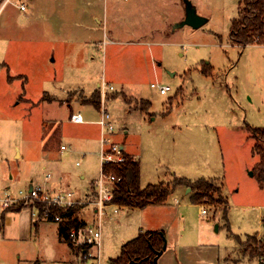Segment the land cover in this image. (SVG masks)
<instances>
[{
	"label": "rangeland",
	"instance_id": "1",
	"mask_svg": "<svg viewBox=\"0 0 264 264\" xmlns=\"http://www.w3.org/2000/svg\"><path fill=\"white\" fill-rule=\"evenodd\" d=\"M38 1L0 0V222L15 216L6 212L10 208L32 209L19 199L32 184L50 189L62 181L80 196L90 191L81 198L92 200V180L101 176L102 131L75 125L70 115L81 112L88 123L100 119L102 93L99 110L84 100L106 81L114 87L104 100L112 139L138 156L141 187L172 186L166 203L178 200L188 228L214 239L222 264H264V258L245 257L239 242L264 234V190L250 175L259 160L252 129L264 127V44L232 40L239 0H189L208 19L198 29L179 26L185 0ZM55 31L65 38L53 37ZM152 84L171 90L162 94ZM142 100L151 103L148 111L140 108ZM175 178L216 181L227 207L214 204L211 223L200 215L202 205L190 201L192 188H173ZM78 207L81 219L89 207ZM107 212L100 264L121 254L131 224L124 217L118 224L113 209ZM33 252L31 244L5 240L0 232V264H16Z\"/></svg>",
	"mask_w": 264,
	"mask_h": 264
},
{
	"label": "trees",
	"instance_id": "2",
	"mask_svg": "<svg viewBox=\"0 0 264 264\" xmlns=\"http://www.w3.org/2000/svg\"><path fill=\"white\" fill-rule=\"evenodd\" d=\"M230 36L234 43L240 45L264 44V0H239V16L234 20ZM126 99V96H125ZM85 104L93 105L97 110L101 107V92L96 89L90 99L84 100ZM151 103L142 100L140 108L148 111ZM255 139L254 153L259 160L253 169L259 187L264 190V127L253 128ZM128 160L122 165L108 166L107 173H113L122 177V181L117 186L114 193L113 202L121 207L143 209L149 205H163L168 200L172 186L165 183L150 184L145 188L141 187V165L138 159L127 154ZM216 181L200 179L195 182L187 179H175L173 188L177 186L190 187L193 190L191 200L197 205H214L228 202L222 198L221 187L216 185ZM220 195L219 201L215 197ZM36 223L43 219L44 210L47 206L37 204ZM23 206L10 208L6 212H20ZM79 207L62 209L51 206L49 208V221H53L54 215H60L63 222L59 224V234L61 239L70 242V233L73 229H79L86 223L78 216ZM227 209H225L226 215ZM4 223V216L0 229ZM241 250L245 257L251 259L264 258V234L249 236L246 241L239 239ZM165 232L151 231L140 233L135 239L123 245L120 256L111 260V264H155V258L160 252L165 251ZM88 249V247H87ZM160 257V256H159ZM159 259V258H158Z\"/></svg>",
	"mask_w": 264,
	"mask_h": 264
},
{
	"label": "crops",
	"instance_id": "3",
	"mask_svg": "<svg viewBox=\"0 0 264 264\" xmlns=\"http://www.w3.org/2000/svg\"><path fill=\"white\" fill-rule=\"evenodd\" d=\"M31 1L34 2L35 6L39 4L38 0H31ZM43 17H45L44 14ZM95 19L99 21L98 18ZM56 24L58 23L57 22L51 23L53 29L56 28ZM52 36L55 38L64 37L63 35L59 34L58 31L53 32ZM99 85L100 84H98V88ZM71 115H70V121H71ZM90 120L94 121V123L75 124V125L85 126V128L86 126L89 128H91V126L93 125L97 126L99 135H101L100 132L101 128L98 124L95 123L99 119L98 120L90 119ZM99 139L100 137H98L96 140L99 141ZM122 147L126 152V154L134 157L135 159L138 158V156H136L135 154H131L130 152L127 153L125 146ZM17 150L19 151L21 158L20 148L17 147ZM81 178L85 179V175H82ZM16 179H17L16 176L10 175V180H16ZM175 179H179V178H175ZM61 182L62 181L55 183L54 186H52V188L53 189H60V188L63 189V187L64 189L69 188L60 185ZM93 183L94 180H92L91 187L93 186ZM178 187H181L183 189L188 188L186 193H188L190 190L189 187L183 185ZM176 188L177 187H175V189ZM87 194L83 196H86ZM188 197L192 202L191 194H189ZM26 210H28L29 213H26L25 212ZM121 210L124 211V214H122V216L120 215ZM85 211L86 212H84L85 214L81 219H83L86 225H90L89 216H91L90 220L92 219V217L95 218V216L91 208H87L85 209ZM201 211H202V206L200 207V215L202 217H206L201 214ZM12 213L15 216L5 217V222L3 223L0 229V232L3 234V238L5 240H10V241L29 243L31 244L34 250L33 255L31 257H29L27 254H23L22 255L23 257L21 256L17 259L16 264H100L101 254H102V240H101V246L99 252H97L96 250L94 251V254L97 256V261H95V259H85L82 257L81 252L75 246H73L71 242H67L65 241V239H61L59 234L58 223H54L52 221H48L44 219L36 223V220L34 221V216L37 219V215H34V213H32V209L30 208H25L22 209V211L20 212H12ZM113 214L117 215V218L113 221H115L118 224H121V221L119 220L120 217H124L127 220H131L130 226L126 227L127 239H124L122 241L123 243L121 246L135 239L140 233L151 232V231L165 232L166 249L159 257L157 264H222L221 262L222 253L220 246L217 243H212L214 239L209 237L203 230L201 229L194 230L192 228H188V223L186 221V214L182 212L181 205L178 200H175L173 204L167 202L163 205H149L143 209L121 207L117 213L113 211ZM214 218L215 216L212 215L209 217L210 220L208 221L212 223L211 220ZM1 223L2 220L0 224ZM50 225H54V227ZM34 227L39 230V231L37 230L35 236L33 233ZM40 231H43V234H39ZM101 232H102V226H101ZM48 233L54 235V238L52 239L51 237L49 238ZM130 234H132V237L128 236ZM55 238L58 240L59 244L62 245L63 243L67 245L69 247L68 248L69 250L67 251V249H64L62 246L57 248L56 245L53 244L55 242L54 241ZM44 239L46 242L51 243L50 246H47L46 244L44 246H41L42 243H44ZM73 251L76 253V255H74ZM109 263L111 262L109 261Z\"/></svg>",
	"mask_w": 264,
	"mask_h": 264
},
{
	"label": "built area",
	"instance_id": "4",
	"mask_svg": "<svg viewBox=\"0 0 264 264\" xmlns=\"http://www.w3.org/2000/svg\"><path fill=\"white\" fill-rule=\"evenodd\" d=\"M7 1L9 0H5V2ZM20 8L25 10L26 4L22 3ZM152 87L159 89L162 94H166L171 90L169 86L152 84ZM99 89L102 93L103 105L101 117L95 123L100 126L102 131V147L100 152L101 176L93 183L91 195L92 200L89 202H86V200L82 201V198L78 196V194L69 189H44L41 186H35L33 184L30 186L27 194L19 198L23 200L25 199L26 204L28 202L32 203V212L34 215H37V204L47 206V208L44 210L43 219L48 221L50 214L49 208L51 206L69 209L71 207L85 205L91 208L94 216L99 221L98 225H85L79 229H73L70 233V242L81 252L83 258L95 259V261H97V256L94 254V251L96 250L99 252L102 240L101 221L108 216V209H113V211L117 213L121 208V206L113 202V199L117 186L122 181V177H118L113 173H107L105 172V169L108 166L122 165L128 160L127 154L123 147L119 143L114 142L112 139V136L115 132V127L110 121L109 114L104 107V100L106 98L107 91L114 90V87L106 83V81H103L99 85ZM71 121L74 124L88 123L80 112L73 113L71 115ZM65 149L66 147L62 146V150ZM50 177V175L47 176L48 179H50ZM12 201L13 199L5 201L4 207H7ZM208 206L209 207L206 208L204 205H202L201 214L203 216H212L217 212V209L214 205ZM63 221L64 220L60 215L55 214L52 222L60 224Z\"/></svg>",
	"mask_w": 264,
	"mask_h": 264
},
{
	"label": "water",
	"instance_id": "5",
	"mask_svg": "<svg viewBox=\"0 0 264 264\" xmlns=\"http://www.w3.org/2000/svg\"><path fill=\"white\" fill-rule=\"evenodd\" d=\"M185 2H186V17L179 24V26L187 25L194 29H198L208 22L207 18L198 15L196 7L192 4L191 1L185 0ZM250 175L253 176L254 173L251 172ZM165 249H166V244H165ZM161 255H162V252H160L158 256L155 258V264H157L158 258Z\"/></svg>",
	"mask_w": 264,
	"mask_h": 264
}]
</instances>
